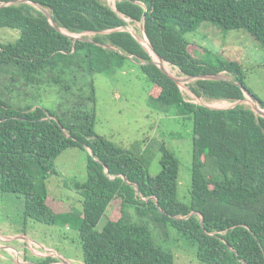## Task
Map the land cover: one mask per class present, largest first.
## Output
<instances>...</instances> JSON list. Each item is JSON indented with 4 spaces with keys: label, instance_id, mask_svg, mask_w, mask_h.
<instances>
[{
    "label": "trees",
    "instance_id": "1",
    "mask_svg": "<svg viewBox=\"0 0 264 264\" xmlns=\"http://www.w3.org/2000/svg\"><path fill=\"white\" fill-rule=\"evenodd\" d=\"M29 1L45 7L61 30L29 2L0 7V27L19 32L14 41L0 42V190L22 197L24 217L76 229L83 264H176L154 231L167 239L169 228L195 245L201 262L264 264V117L244 103L211 108L187 100L124 29L127 19L143 22L165 62L185 75L226 72L264 108L246 86L240 62L200 59L184 36L208 21L223 30L243 28L264 46V0H117L115 9L101 0ZM78 34L89 39L74 38ZM129 61L151 84V106L180 107L192 121L188 202L177 197L179 161L164 142L157 144L160 170L151 174L144 153L94 131L95 74L115 73ZM188 87L210 100L245 97L224 79H196ZM46 91L60 101L46 102ZM71 147L87 151V180L76 184L80 221L69 208L52 204L46 186L50 175L59 174L55 158ZM115 199L119 215L108 216Z\"/></svg>",
    "mask_w": 264,
    "mask_h": 264
},
{
    "label": "rangeland",
    "instance_id": "2",
    "mask_svg": "<svg viewBox=\"0 0 264 264\" xmlns=\"http://www.w3.org/2000/svg\"><path fill=\"white\" fill-rule=\"evenodd\" d=\"M101 1L115 9L117 0ZM127 21L128 25L124 29L132 32L145 46L143 40L146 36L141 22L130 23L129 19ZM18 36L17 29L0 27V42L14 41ZM184 36L191 41L193 45L190 48L196 51L200 59L240 62L246 86L264 100V46L251 33L243 28L223 30L204 21L195 31L186 32ZM169 65L176 72L175 75L186 76L177 67ZM94 79L95 133L131 152L144 153L149 159L151 174L160 170L157 144L164 142L179 161L177 197L188 202L191 187L192 121L185 110L177 106L169 109L160 108L159 105L151 106L148 102L151 84L132 61L115 73H97ZM189 82L180 84L182 94L187 100L221 108L231 105L232 101L229 100L197 97L189 89ZM43 96L50 104L60 101L55 91H46ZM243 103L250 106L247 101ZM86 160V150L80 147L67 148L54 160L59 174L54 173L46 179L49 197L54 199L52 204L57 202L62 208H69L77 218L82 215V206L76 184L87 180ZM118 206L119 199L112 200L106 210L107 215L117 217ZM106 218L107 216L101 218L99 229ZM154 231L158 242L174 252L176 264H208L197 259L195 245L180 237L174 229L169 228L167 239L157 229ZM22 232L29 238L24 240L22 237H15ZM47 257L52 260L46 262ZM17 258L21 259L20 262L16 261ZM60 259L83 264L77 230L25 218L22 197L0 190V264H56L55 261Z\"/></svg>",
    "mask_w": 264,
    "mask_h": 264
},
{
    "label": "water",
    "instance_id": "3",
    "mask_svg": "<svg viewBox=\"0 0 264 264\" xmlns=\"http://www.w3.org/2000/svg\"><path fill=\"white\" fill-rule=\"evenodd\" d=\"M17 2H29L31 3L32 5H34L35 7H37L39 10H41L45 15L46 17L49 19V21L52 23V25L58 29V30H61V28L58 26V24L52 19V16H51V13L43 6H41L40 4L36 3V2H32V1H29V0H12L10 2H2L0 4V7L3 6V5H6V4H9V3H17ZM142 24V29L144 31V26H143V22H141ZM132 33V32H131ZM132 35L138 39L133 33ZM75 37L74 38H78V39H83V40H88L89 38L88 37H85V36H82L80 34L78 35H74ZM149 42V41H148ZM141 43V42H140ZM142 44V43H141ZM143 45V44H142ZM102 46L104 47H107V48H111V49H114V46L110 45V44H103ZM144 46V45H143ZM149 46H150V49L151 51L154 52L153 50V47L152 45L149 43ZM145 47V46H144ZM148 52L150 53L151 57H152V54L151 52L149 51V49L147 47H145ZM158 58L159 61L155 60L153 57H152V62L155 63L171 80H173L179 87H180V84L181 83H187L189 81H192V80H196V79H210V80H229V81H232L233 83H235L236 85H238L239 87L242 88L244 94H245V97L243 99H240V100H237V101H233L231 103L230 106L228 107H232L236 104H240V103H243L244 101H247L249 104H250V107L251 109L259 116H262L264 117V108L261 107L259 105V102L257 100V98L253 95V93H251L244 85L243 83L241 82H237V81H233L232 78H231V75L227 74V73H222V72H216V73H208V74H199V75H186L185 77H180V76H177V75H174V74H171L169 73L167 70H165V68L162 66L161 64V61L163 62V58L157 54L156 52H154ZM130 58H132V56H129ZM200 104H203V105H206V106H209L207 104H204V103H201L199 102ZM211 108H221V107H215V106H209ZM226 107V108H228ZM90 151V154L93 156V152L92 150H89ZM125 178V177H124ZM136 188H138L137 185H135ZM196 212L193 211L191 213L192 214H195ZM173 218H181L179 216H172ZM204 222V217L203 215H201V224H203ZM57 253V252H56ZM65 260V259H64ZM20 262V261H18Z\"/></svg>",
    "mask_w": 264,
    "mask_h": 264
},
{
    "label": "bare ground",
    "instance_id": "4",
    "mask_svg": "<svg viewBox=\"0 0 264 264\" xmlns=\"http://www.w3.org/2000/svg\"><path fill=\"white\" fill-rule=\"evenodd\" d=\"M143 41H144L145 46H147V48H148L149 51L151 52L153 58H154L155 60L159 61L158 58H157V56H156V54H155L153 51H151L150 46H149L148 39L145 37ZM161 64H162V66L165 68V70H167L169 73H171V74L176 73V72L171 68V66H170L167 62H165V61L162 62V61H161ZM174 75H175V74H174ZM67 264H68V263H67Z\"/></svg>",
    "mask_w": 264,
    "mask_h": 264
},
{
    "label": "crops",
    "instance_id": "5",
    "mask_svg": "<svg viewBox=\"0 0 264 264\" xmlns=\"http://www.w3.org/2000/svg\"><path fill=\"white\" fill-rule=\"evenodd\" d=\"M16 238H18V237H22V239H24V238H29L28 236H26V234L24 233V232H22V233H18L16 236H15ZM25 240V239H24ZM68 263L69 264H76L74 261H68Z\"/></svg>",
    "mask_w": 264,
    "mask_h": 264
},
{
    "label": "flooded vegetation",
    "instance_id": "6",
    "mask_svg": "<svg viewBox=\"0 0 264 264\" xmlns=\"http://www.w3.org/2000/svg\"><path fill=\"white\" fill-rule=\"evenodd\" d=\"M53 255H54V253H53ZM55 262H58L59 264H67L68 263V261L66 259L65 260L60 259V261H55Z\"/></svg>",
    "mask_w": 264,
    "mask_h": 264
},
{
    "label": "built area",
    "instance_id": "7",
    "mask_svg": "<svg viewBox=\"0 0 264 264\" xmlns=\"http://www.w3.org/2000/svg\"><path fill=\"white\" fill-rule=\"evenodd\" d=\"M52 249H53V248H52ZM52 249H51V250H52ZM41 250H43V249H41ZM53 250H54V249H53ZM53 250H52V251H53ZM17 251H18V250H17ZM17 254H18V253H17ZM51 254H53V252H52ZM20 260H21L20 258H17V259H16V261H20ZM56 264H59V263L56 262Z\"/></svg>",
    "mask_w": 264,
    "mask_h": 264
}]
</instances>
